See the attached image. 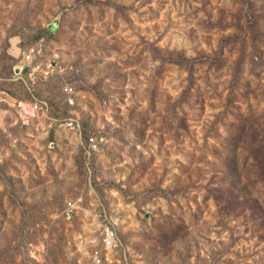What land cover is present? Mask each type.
Masks as SVG:
<instances>
[{
    "label": "rangeland",
    "instance_id": "obj_1",
    "mask_svg": "<svg viewBox=\"0 0 264 264\" xmlns=\"http://www.w3.org/2000/svg\"><path fill=\"white\" fill-rule=\"evenodd\" d=\"M93 249L264 264V0H0V264Z\"/></svg>",
    "mask_w": 264,
    "mask_h": 264
},
{
    "label": "built area",
    "instance_id": "obj_2",
    "mask_svg": "<svg viewBox=\"0 0 264 264\" xmlns=\"http://www.w3.org/2000/svg\"><path fill=\"white\" fill-rule=\"evenodd\" d=\"M36 48H37L36 45H31L28 48H26L25 50L21 51L22 60H23V63L25 65L21 66L20 68H23L25 66L27 67V65H28L31 67L32 70H38V71L42 72L43 74H48L47 68H42L41 65L35 61V54L37 52ZM64 89L66 91L70 90V88L67 86H65ZM46 107H47L46 103L41 101V100H36L34 102V108L35 109L44 110V109H46ZM67 124H68V126L75 127L72 120H69L67 122ZM67 205L70 206L71 202L68 201ZM101 234H102V241L104 243V247L109 249V248H112L118 244L119 240L116 238L115 232H113V230L110 229L108 226L102 227ZM123 256H124L123 263L121 262V260H119V262H117V264H129L126 261L125 254H123ZM109 258L110 257H108V256H105V258H104L103 255L100 254L99 250H96V249H93L91 251V254H90V260H91L92 264H103L104 259L109 262L110 261ZM113 264H115V263H113Z\"/></svg>",
    "mask_w": 264,
    "mask_h": 264
},
{
    "label": "trees",
    "instance_id": "obj_3",
    "mask_svg": "<svg viewBox=\"0 0 264 264\" xmlns=\"http://www.w3.org/2000/svg\"><path fill=\"white\" fill-rule=\"evenodd\" d=\"M248 21H249V26L252 28V26L255 24V19L252 17V16H250L249 18H248ZM221 51V48H219V52ZM172 61L173 62H176L177 64H180V65H182V66H184L188 71H189V74L191 73V70H192V59H188V58H185V57H183L181 54H178V56L177 57H174L173 59H172ZM87 142H88V138H87V140H86ZM235 155H236V153L234 152V153H231V155L229 156V160H230V162L231 163H234V160H235ZM234 166V165H233ZM232 166V167H233ZM236 167V166H235ZM235 167H233V168H235ZM232 177H233V181H232V184L233 185H235L236 183H235V181L236 180H238V178H239V171L235 168V169H233V171H232Z\"/></svg>",
    "mask_w": 264,
    "mask_h": 264
},
{
    "label": "water",
    "instance_id": "obj_4",
    "mask_svg": "<svg viewBox=\"0 0 264 264\" xmlns=\"http://www.w3.org/2000/svg\"><path fill=\"white\" fill-rule=\"evenodd\" d=\"M48 28H49L50 30H54V22L51 23L50 25H48ZM18 69H19V71L21 70V71L25 72V71L27 70V67L25 66V67H23V68H18Z\"/></svg>",
    "mask_w": 264,
    "mask_h": 264
}]
</instances>
